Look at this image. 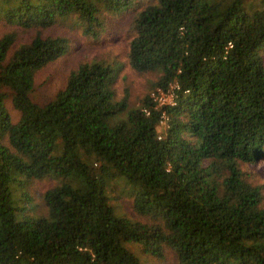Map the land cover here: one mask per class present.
Instances as JSON below:
<instances>
[{
  "label": "trees",
  "instance_id": "trees-1",
  "mask_svg": "<svg viewBox=\"0 0 264 264\" xmlns=\"http://www.w3.org/2000/svg\"><path fill=\"white\" fill-rule=\"evenodd\" d=\"M139 1L0 0L12 30L0 37V264H145L129 243L154 258L166 247L177 264H264L262 195L240 168L264 160V0L251 13L241 0L141 9L128 61L157 77L135 107L116 99L117 66L102 61L80 65L44 106L30 98L36 73L68 52L42 30L73 16L95 35ZM19 29L36 32L15 46ZM172 84L175 105L156 107L150 94ZM47 177L58 181L42 196L47 215L16 220L10 184L21 193ZM114 181L151 223L116 215Z\"/></svg>",
  "mask_w": 264,
  "mask_h": 264
},
{
  "label": "rangeland",
  "instance_id": "rangeland-1",
  "mask_svg": "<svg viewBox=\"0 0 264 264\" xmlns=\"http://www.w3.org/2000/svg\"><path fill=\"white\" fill-rule=\"evenodd\" d=\"M235 0H200L201 3H218L220 11L227 10ZM247 13L260 9V0H241ZM156 0H140L137 5L118 14L106 15L102 20L101 28L95 27L96 34L85 32V27L73 16L58 19L55 24L41 32L44 35L62 37L67 40L68 52L57 61L51 62L38 71L34 77V86L30 94L33 103L44 106L52 101L56 92L64 88L68 76L78 67L93 61H102L117 66L114 82L116 99H121L127 94L129 107H135L145 94L149 93L156 74H140L134 71L128 61V45L134 32L131 23L134 16L148 4ZM12 31L9 27L0 24V37ZM36 31L17 30L15 46L29 41ZM31 35V36H30ZM264 57V53H263ZM8 112L17 120L19 113L12 108L11 99L5 101ZM123 114L121 116H125ZM247 182L259 187L262 199L261 207L264 208V160L252 165L240 166ZM14 184V183H13ZM10 184L12 206L21 209L15 214V219L20 220L24 215L39 218L47 215L46 207L42 200L45 191L58 185L54 178L47 177L41 180L33 179L21 188V193ZM132 187L122 181L109 184L106 195L110 198V205L119 217L131 222L151 223V219L141 216L133 208V199L130 196ZM23 194L27 197H23ZM29 199V201H26ZM125 247L134 253L145 264H177L174 253L163 247L161 256L151 257L146 255L140 245L129 243Z\"/></svg>",
  "mask_w": 264,
  "mask_h": 264
},
{
  "label": "built area",
  "instance_id": "built-area-1",
  "mask_svg": "<svg viewBox=\"0 0 264 264\" xmlns=\"http://www.w3.org/2000/svg\"><path fill=\"white\" fill-rule=\"evenodd\" d=\"M175 87L177 86L172 84L170 86V89H168L167 91L156 90L155 92H152L150 94L153 102L156 104V107H161L165 105H171V106L175 105L176 101H175L174 90H173ZM159 127L163 131L169 127L168 117L166 116L164 112L161 114L160 121H159ZM158 138L159 139L161 138V134H159Z\"/></svg>",
  "mask_w": 264,
  "mask_h": 264
}]
</instances>
